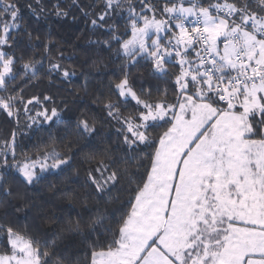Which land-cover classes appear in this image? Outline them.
Instances as JSON below:
<instances>
[{
    "label": "trees",
    "instance_id": "1",
    "mask_svg": "<svg viewBox=\"0 0 264 264\" xmlns=\"http://www.w3.org/2000/svg\"><path fill=\"white\" fill-rule=\"evenodd\" d=\"M177 1L226 4L231 22L264 20V0H0V58L9 62L0 83V147L11 152L10 163L63 162L30 182L15 167L0 170V254L11 252L10 233L38 251L39 264H92L94 253L117 246L172 125V115L147 123L142 115L159 104L175 109L182 98L177 51L159 55L158 69L150 52L126 54L122 44L150 16L171 25L164 8ZM190 44L176 43L198 77L189 88L198 80L205 90L204 80L217 82ZM219 68L224 77L243 70ZM122 81L139 102L121 96ZM220 92L203 100L222 110ZM36 114L39 121L30 122ZM263 124L264 112H253L245 137L264 139Z\"/></svg>",
    "mask_w": 264,
    "mask_h": 264
},
{
    "label": "rangeland",
    "instance_id": "2",
    "mask_svg": "<svg viewBox=\"0 0 264 264\" xmlns=\"http://www.w3.org/2000/svg\"><path fill=\"white\" fill-rule=\"evenodd\" d=\"M223 10L227 16L217 14ZM164 13L171 25L153 16L143 19L122 52H150L159 69L160 57L177 51L181 102L175 109L159 104L142 115L143 123L172 115V125L159 142L117 246L94 253L92 264H264V139L245 137L248 117L264 112V75L243 78L239 86H212L204 80L205 90L197 80L190 89L189 80L198 77L184 65L176 45L184 40L191 46L184 23L198 14L209 54L226 69L252 73L264 66V20L244 15L238 22L246 27H241L229 20L231 7L226 4L205 8L177 1L165 6ZM8 63L0 58V83ZM216 87L226 103L222 110L203 100ZM117 90L139 102L125 81ZM38 115L30 122H38ZM10 153L0 147V170L15 167L27 182L63 164L48 157L10 163ZM8 242L11 252L0 254V264H39L38 251L27 240L10 233Z\"/></svg>",
    "mask_w": 264,
    "mask_h": 264
},
{
    "label": "built area",
    "instance_id": "3",
    "mask_svg": "<svg viewBox=\"0 0 264 264\" xmlns=\"http://www.w3.org/2000/svg\"><path fill=\"white\" fill-rule=\"evenodd\" d=\"M212 12L214 10H211ZM224 13H217L220 15H226L225 10H223ZM229 20L230 17H229ZM188 23V39L191 41H194L198 45L199 49V62L204 67L205 74L207 76H210L215 82L218 84L224 83L228 84L229 86H234L235 84L241 85L242 79L246 77H255L259 75H264V66L258 67L254 72L250 73L246 69H243L242 72L230 74L227 77L220 75V66L222 65L220 62L217 61V59L209 54V51L206 49L205 46V38L203 34V30L200 24V17L198 14L194 15L193 18H191ZM241 27H246L241 23H238ZM218 89V87H217Z\"/></svg>",
    "mask_w": 264,
    "mask_h": 264
},
{
    "label": "crops",
    "instance_id": "4",
    "mask_svg": "<svg viewBox=\"0 0 264 264\" xmlns=\"http://www.w3.org/2000/svg\"><path fill=\"white\" fill-rule=\"evenodd\" d=\"M240 92H243V91L241 90ZM242 95H246V93L244 92V93H242ZM245 98H248V96H246Z\"/></svg>",
    "mask_w": 264,
    "mask_h": 264
}]
</instances>
